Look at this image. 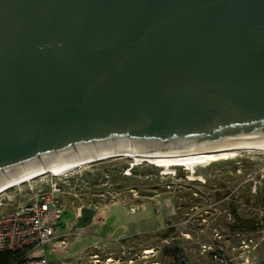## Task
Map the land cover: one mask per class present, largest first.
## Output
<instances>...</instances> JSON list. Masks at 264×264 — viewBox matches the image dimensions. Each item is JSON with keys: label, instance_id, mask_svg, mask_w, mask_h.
Segmentation results:
<instances>
[{"label": "water", "instance_id": "95a60500", "mask_svg": "<svg viewBox=\"0 0 264 264\" xmlns=\"http://www.w3.org/2000/svg\"><path fill=\"white\" fill-rule=\"evenodd\" d=\"M259 144L264 0H0V187Z\"/></svg>", "mask_w": 264, "mask_h": 264}, {"label": "rangeland", "instance_id": "374dc122", "mask_svg": "<svg viewBox=\"0 0 264 264\" xmlns=\"http://www.w3.org/2000/svg\"><path fill=\"white\" fill-rule=\"evenodd\" d=\"M53 182L65 211L60 235L75 228L84 207L95 209L96 217L63 252L46 246L50 262L216 264L211 252L218 244L229 264H264V229L232 234L227 209L235 195L243 218L264 220V152L217 149L109 159L5 192L0 214L29 202L39 190H51Z\"/></svg>", "mask_w": 264, "mask_h": 264}, {"label": "built area", "instance_id": "2783aa9c", "mask_svg": "<svg viewBox=\"0 0 264 264\" xmlns=\"http://www.w3.org/2000/svg\"><path fill=\"white\" fill-rule=\"evenodd\" d=\"M60 193L58 183L53 182L51 190H39L29 202L0 214V253L13 254L9 264H64L50 262L45 256V247L63 252L71 238L85 235L81 232L84 229L77 228H71L67 234L58 233L65 214ZM214 261L229 264L219 255L214 256ZM70 264L81 263L72 260Z\"/></svg>", "mask_w": 264, "mask_h": 264}, {"label": "trees", "instance_id": "16d2710c", "mask_svg": "<svg viewBox=\"0 0 264 264\" xmlns=\"http://www.w3.org/2000/svg\"><path fill=\"white\" fill-rule=\"evenodd\" d=\"M246 186H244L245 188ZM231 192L229 193V196ZM237 196L231 195L230 201L227 206L228 214L233 219V222L228 224V228L234 235L240 234H255L261 229H264V220L257 221L255 218H243L239 210V202ZM214 250L211 252L212 256L219 255L226 258L225 248L221 245L215 244ZM13 254L11 253H0V264H9Z\"/></svg>", "mask_w": 264, "mask_h": 264}, {"label": "bare ground", "instance_id": "6f19581e", "mask_svg": "<svg viewBox=\"0 0 264 264\" xmlns=\"http://www.w3.org/2000/svg\"><path fill=\"white\" fill-rule=\"evenodd\" d=\"M219 149H229V150H245V151H258V152H264V144H259V145H241V146H232V147H225V148H219ZM218 149V150H219ZM217 150V149H215ZM207 152H211V151H207ZM206 153V152H203ZM195 154H201V153H195ZM126 156H130V157H134V156H139V157H157V155L155 156H145V155H136V154H130V155H126ZM158 156H181V155H158ZM90 163H86L84 165H82L80 168H83L84 166H87ZM80 166V165H79ZM79 167H76V165H72V164H65V165H57L52 167L49 171H44V170H40L37 172H33V173H29V174H24L16 179H14L12 182L6 184V185H2L0 187V195L4 194L5 192L21 186L25 183H28L32 180H35L37 178L43 177L45 175H51L53 177H60L63 175H66L70 172L75 171L76 169H80ZM151 252H146V254H150Z\"/></svg>", "mask_w": 264, "mask_h": 264}]
</instances>
